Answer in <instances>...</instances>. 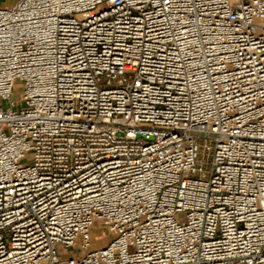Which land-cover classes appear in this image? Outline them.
Segmentation results:
<instances>
[{"label": "built area", "instance_id": "obj_1", "mask_svg": "<svg viewBox=\"0 0 264 264\" xmlns=\"http://www.w3.org/2000/svg\"><path fill=\"white\" fill-rule=\"evenodd\" d=\"M0 264H264V0L1 1Z\"/></svg>", "mask_w": 264, "mask_h": 264}, {"label": "rangeland", "instance_id": "obj_2", "mask_svg": "<svg viewBox=\"0 0 264 264\" xmlns=\"http://www.w3.org/2000/svg\"><path fill=\"white\" fill-rule=\"evenodd\" d=\"M21 91V88L19 86H16L14 88V95L16 98L19 97V93ZM213 151V147L210 145L208 147L201 146L200 150V158L205 162V167L210 168V160H211V153Z\"/></svg>", "mask_w": 264, "mask_h": 264}, {"label": "bare ground", "instance_id": "obj_3", "mask_svg": "<svg viewBox=\"0 0 264 264\" xmlns=\"http://www.w3.org/2000/svg\"><path fill=\"white\" fill-rule=\"evenodd\" d=\"M260 20H263V19H260ZM107 241H108V238L106 236H102L100 239L95 238L93 240L92 247H102L107 243Z\"/></svg>", "mask_w": 264, "mask_h": 264}, {"label": "crops", "instance_id": "obj_4", "mask_svg": "<svg viewBox=\"0 0 264 264\" xmlns=\"http://www.w3.org/2000/svg\"><path fill=\"white\" fill-rule=\"evenodd\" d=\"M1 1H7V0H0V2H1Z\"/></svg>", "mask_w": 264, "mask_h": 264}]
</instances>
